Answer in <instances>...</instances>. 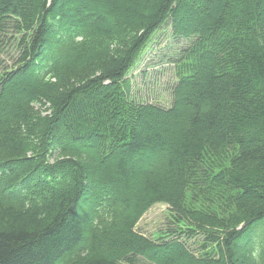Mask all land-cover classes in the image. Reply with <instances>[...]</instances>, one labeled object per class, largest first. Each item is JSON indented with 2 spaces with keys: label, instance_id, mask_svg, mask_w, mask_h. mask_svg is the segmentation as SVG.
<instances>
[{
  "label": "trees",
  "instance_id": "obj_1",
  "mask_svg": "<svg viewBox=\"0 0 264 264\" xmlns=\"http://www.w3.org/2000/svg\"><path fill=\"white\" fill-rule=\"evenodd\" d=\"M63 3L0 0V264H264V0ZM161 28L188 41L169 105L132 102Z\"/></svg>",
  "mask_w": 264,
  "mask_h": 264
},
{
  "label": "rangeland",
  "instance_id": "obj_2",
  "mask_svg": "<svg viewBox=\"0 0 264 264\" xmlns=\"http://www.w3.org/2000/svg\"><path fill=\"white\" fill-rule=\"evenodd\" d=\"M73 1L74 0H63V4H66L68 6L66 9V17H69L70 10L75 8H72L73 6L70 7L69 5V3L72 4ZM92 7L90 6V9L94 10L92 11L94 14L91 15H95L94 17H96L94 21L92 20V22H96L97 19L104 17L101 11L99 10L100 8L97 4H94ZM59 13L60 12H58V14ZM74 16L70 19H75L74 23L78 25L83 20V18H81V16ZM86 19V23L91 22L90 19ZM103 19L106 20V22L109 21L105 17ZM179 41V44L175 45L177 41L176 39L172 40L170 29L161 28L153 36L150 43L146 45L147 47H144V51L142 50V54H140L135 65L130 68L125 78L128 81V92H130V95L128 97H131L132 102L135 100H141L157 103L163 106L169 105V95L166 91V87L170 86L171 83L174 81V75L173 64L169 63L168 60H173L175 54L177 53V50L186 47L188 44V41L182 40V38ZM47 57V54H45L43 56L42 62H38L42 65L46 61ZM4 64H7L5 69L7 71L9 68L12 67L13 61L10 60L8 57L0 56V68ZM64 145H68L67 142H65ZM82 147L84 148V150L88 151H92L93 149L91 147ZM152 164L154 163L141 161L136 166V171L139 174L147 173L151 169ZM102 185L104 184L99 183L97 187L102 192L104 191V193H106V188L103 189ZM94 187L95 185H93V188ZM99 199V195H95L94 193L89 199V204L84 203L81 207L80 216L85 219L86 222H88V225L85 229L87 232L90 228L95 226V221L92 220L95 218L97 211L100 207V203L98 201ZM116 200L118 201V198ZM121 209L122 210H120L118 214L124 211L123 208ZM168 217L169 212L167 210L166 205L155 204L150 207L138 220L136 224V230L143 237L153 239L156 230H160L161 227H164L166 225ZM161 252L164 254L168 253L167 251Z\"/></svg>",
  "mask_w": 264,
  "mask_h": 264
}]
</instances>
